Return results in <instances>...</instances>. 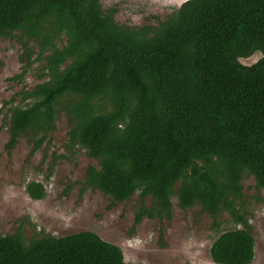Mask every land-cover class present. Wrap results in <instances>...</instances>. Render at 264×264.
<instances>
[{"label": "trees", "instance_id": "trees-1", "mask_svg": "<svg viewBox=\"0 0 264 264\" xmlns=\"http://www.w3.org/2000/svg\"><path fill=\"white\" fill-rule=\"evenodd\" d=\"M101 0H0V38L18 31L43 52L44 81L21 91L5 117L7 150L22 136L31 154L55 128L58 103L68 140L97 162L84 188L121 202L138 192L155 213L198 205L240 226L211 243L215 264H251L254 238L243 181L264 189V0H186L156 25L117 24ZM62 40V45L58 43ZM24 47L27 42L23 43ZM255 52L252 65L240 59ZM6 104V102H4ZM26 193L42 200L41 183ZM153 217L142 207L135 216ZM0 264H127L93 232L25 242L0 235Z\"/></svg>", "mask_w": 264, "mask_h": 264}, {"label": "rangeland", "instance_id": "rangeland-1", "mask_svg": "<svg viewBox=\"0 0 264 264\" xmlns=\"http://www.w3.org/2000/svg\"><path fill=\"white\" fill-rule=\"evenodd\" d=\"M184 1L101 0V6L103 11L115 10L117 24L141 27L156 25ZM47 54L21 32L0 38V235L20 233L27 243L43 235L62 237L89 231L118 246L127 264H215L209 257L211 243L220 233L240 227L231 216L222 212L214 223L198 205L181 209L176 197L171 198L170 213L158 216L151 197L142 200L138 192L114 202L97 189L84 188L85 170L97 162L79 145L69 143L70 125L61 102L55 128L38 150L31 154L28 136L20 137L12 150L6 149L5 117L9 109L30 103L21 101L19 93L45 80L42 66ZM260 57L255 52L239 61L248 66ZM31 181L43 185L42 200L26 193ZM254 184L251 176L244 179L239 205H243L254 238L251 264H264V189L257 191ZM142 207L154 216L145 215L135 225Z\"/></svg>", "mask_w": 264, "mask_h": 264}]
</instances>
